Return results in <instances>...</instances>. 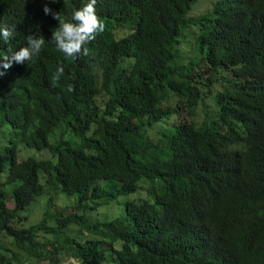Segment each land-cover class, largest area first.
<instances>
[{
  "label": "trees",
  "instance_id": "obj_1",
  "mask_svg": "<svg viewBox=\"0 0 264 264\" xmlns=\"http://www.w3.org/2000/svg\"><path fill=\"white\" fill-rule=\"evenodd\" d=\"M205 1L97 0L105 31L73 59L43 9L70 21L89 0H0L15 33L0 56L45 39L33 61L0 68V119L13 128L0 264H264V0H211L188 17ZM184 109L204 120L173 123ZM249 126L255 140L236 155L226 134ZM21 142L48 155L20 158ZM131 194L120 217L84 221L103 196Z\"/></svg>",
  "mask_w": 264,
  "mask_h": 264
},
{
  "label": "clouds",
  "instance_id": "obj_2",
  "mask_svg": "<svg viewBox=\"0 0 264 264\" xmlns=\"http://www.w3.org/2000/svg\"><path fill=\"white\" fill-rule=\"evenodd\" d=\"M56 3L57 0H52ZM97 0H89L83 7L73 11L71 20L65 21L59 12H53L47 5L43 11L45 15H51L53 19L59 21L58 27L53 30L51 40L55 43L56 48L66 58H77L81 55H88L89 49L86 47L90 42L96 39L98 34L105 31V23L98 16L96 10ZM13 29L6 26H0V40L9 41L14 37ZM27 46L21 47L18 51L9 50L10 54L0 56V68L3 70L10 69L13 64H24L33 61L34 57L39 56L45 45L43 36L29 34L26 37ZM63 67H59L52 77L53 86L57 84L63 74ZM4 72L0 71V76ZM72 91L71 88L68 89ZM227 136V148L234 149L236 155H244L250 144L255 140L251 126L246 132H242L238 139L233 136ZM65 264H83L81 260L69 257Z\"/></svg>",
  "mask_w": 264,
  "mask_h": 264
},
{
  "label": "rangeland",
  "instance_id": "obj_3",
  "mask_svg": "<svg viewBox=\"0 0 264 264\" xmlns=\"http://www.w3.org/2000/svg\"><path fill=\"white\" fill-rule=\"evenodd\" d=\"M202 1V0H201ZM210 1L211 0H206L205 2H201L199 4H196L194 6V8H192V10L190 11V13L188 14V17H190L191 15H197V14H201V13H205L209 6H210ZM189 41H192L193 37H189L188 38ZM194 41V39H193ZM188 46H191V43H188ZM187 63V61H186ZM212 102V101H211ZM211 107H213V103L212 105H209V109H211ZM188 111H186V109H184L182 111L181 116H179L173 123H188L189 121H194V122H202L204 120L203 114L199 111H197V114L195 116L190 117L188 114ZM158 127H153V131L158 130ZM12 126L11 124H7L6 122H4L2 119H0V153L5 151L6 146L8 147L11 143V139H12ZM19 154H20V158H26L29 156H37V157H46L48 155V152H41L38 151L37 149L34 148H30L28 145H26L24 142H21L19 144ZM68 200H70V202L74 201V197L70 196L67 197ZM136 199V194H131V195H124V196H118L115 198L109 197V196H103L101 198L100 203L102 204L99 208H98V212H86V213H82L85 217V222L86 223H91L93 220H96L99 223L105 222V221H109V220H113L116 219L118 217H120L124 211H125V205L126 203H129L130 201ZM8 206L10 208H15V202L13 201V199H10V202L8 204ZM53 209V208H52ZM31 208H29L28 210H25V212L23 213V215L25 216L26 214L30 213ZM33 212H35L33 214V222H36L40 217H41V213H42V207L40 205H35L33 206ZM69 211L65 212L64 214L68 213ZM28 225V224H27ZM26 225V227H27ZM78 229L75 231H72L70 235H75L77 234ZM3 241L5 243H9L10 239L8 237H3L2 238ZM47 250H50L51 246H46ZM67 254L69 253L68 248L64 250ZM71 257L68 256L62 261L61 264H65L66 260ZM110 263V262H107ZM104 263V264H107ZM38 264H48L47 261H42Z\"/></svg>",
  "mask_w": 264,
  "mask_h": 264
}]
</instances>
